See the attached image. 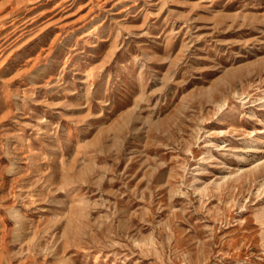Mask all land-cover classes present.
I'll list each match as a JSON object with an SVG mask.
<instances>
[{
	"label": "rangeland",
	"instance_id": "1",
	"mask_svg": "<svg viewBox=\"0 0 264 264\" xmlns=\"http://www.w3.org/2000/svg\"><path fill=\"white\" fill-rule=\"evenodd\" d=\"M0 264H264V0H0Z\"/></svg>",
	"mask_w": 264,
	"mask_h": 264
}]
</instances>
